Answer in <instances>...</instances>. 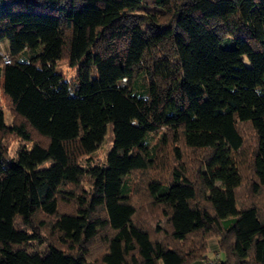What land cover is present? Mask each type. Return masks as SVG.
Wrapping results in <instances>:
<instances>
[{"label":"trees","instance_id":"1","mask_svg":"<svg viewBox=\"0 0 264 264\" xmlns=\"http://www.w3.org/2000/svg\"><path fill=\"white\" fill-rule=\"evenodd\" d=\"M3 39L0 264H264V0H1Z\"/></svg>","mask_w":264,"mask_h":264},{"label":"rangeland","instance_id":"2","mask_svg":"<svg viewBox=\"0 0 264 264\" xmlns=\"http://www.w3.org/2000/svg\"><path fill=\"white\" fill-rule=\"evenodd\" d=\"M137 14L146 15V12L145 11H139V12H137ZM148 23H149V21L145 20L142 24H143V26H147ZM9 53H10L9 42L6 39L1 40L0 41V57L2 58L1 60H3L4 55L6 56ZM0 65H1V63H0ZM58 67L61 70V72L63 73L66 80H68L72 83L75 82L78 67L69 66V63L67 62L66 58H64L58 62ZM2 82H3V76H2V73L0 72V108L3 109V111H4L5 123L11 124L14 120V115H13L11 107H10V101L4 95L3 88H2ZM242 129L244 130L246 135L251 140L253 134L249 130V128L246 125H242ZM149 138H150L151 144L155 145L156 143H158V140H160L161 134L150 135ZM112 139H113L112 126H111V124H109L108 125V132H107L104 140L102 141V143L99 144V147L95 151V153H93L90 157H88L89 160L87 162L84 161V163L85 164L103 163L106 159L108 151L111 149V147L113 145ZM5 142H6L7 147H8L7 149H8L9 155L14 156L16 153V150L21 145L20 139L12 136V137L8 138ZM188 151H190V150L188 149ZM199 158H201V156ZM192 159H193V157H191V156L189 158H186V164L191 169L190 172H192L196 168V166H198L197 163L199 162V161L193 162ZM240 167H241V164H240ZM235 169L238 170L236 161H234L233 165L231 166L232 171H235ZM251 174L252 173L250 172V176H251ZM144 177H145V175L142 173H136L135 176L132 175V179H133V181H135L134 183L136 184V182H138V184L136 186H138L141 182H143ZM249 181H251V179H249L247 181L248 182L247 184H245V185L242 184V186L245 190L248 188ZM216 184L220 187L223 186L222 182H220V181L216 182ZM85 187L88 188L89 187L88 184H85ZM134 199L137 200L136 194L134 195ZM260 201H263V204H264V193L261 194Z\"/></svg>","mask_w":264,"mask_h":264},{"label":"crops","instance_id":"3","mask_svg":"<svg viewBox=\"0 0 264 264\" xmlns=\"http://www.w3.org/2000/svg\"><path fill=\"white\" fill-rule=\"evenodd\" d=\"M1 2V0H0ZM224 252L220 251L218 239L212 237L207 241L206 254L202 258L196 259L189 264H206V261H212L214 264H222L221 261L224 259ZM158 264H163L159 262Z\"/></svg>","mask_w":264,"mask_h":264},{"label":"built area","instance_id":"4","mask_svg":"<svg viewBox=\"0 0 264 264\" xmlns=\"http://www.w3.org/2000/svg\"><path fill=\"white\" fill-rule=\"evenodd\" d=\"M4 62L9 63L10 62V57L7 55L4 57ZM206 264H214L212 261H206Z\"/></svg>","mask_w":264,"mask_h":264}]
</instances>
